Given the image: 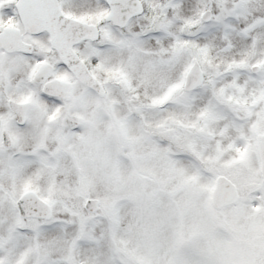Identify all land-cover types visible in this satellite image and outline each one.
Wrapping results in <instances>:
<instances>
[{"label":"snow or ice","instance_id":"1","mask_svg":"<svg viewBox=\"0 0 264 264\" xmlns=\"http://www.w3.org/2000/svg\"><path fill=\"white\" fill-rule=\"evenodd\" d=\"M0 264H264V0H0Z\"/></svg>","mask_w":264,"mask_h":264}]
</instances>
